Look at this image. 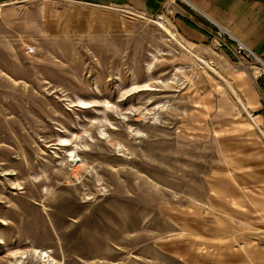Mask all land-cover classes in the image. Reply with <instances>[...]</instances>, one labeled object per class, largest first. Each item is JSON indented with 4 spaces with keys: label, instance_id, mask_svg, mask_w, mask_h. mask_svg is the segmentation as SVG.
<instances>
[{
    "label": "rangeland",
    "instance_id": "rangeland-1",
    "mask_svg": "<svg viewBox=\"0 0 264 264\" xmlns=\"http://www.w3.org/2000/svg\"><path fill=\"white\" fill-rule=\"evenodd\" d=\"M42 30L0 52V264L178 263L219 202L223 80L159 18L57 36L51 72Z\"/></svg>",
    "mask_w": 264,
    "mask_h": 264
},
{
    "label": "crops",
    "instance_id": "crops-1",
    "mask_svg": "<svg viewBox=\"0 0 264 264\" xmlns=\"http://www.w3.org/2000/svg\"><path fill=\"white\" fill-rule=\"evenodd\" d=\"M136 17L159 18L224 86L213 95L208 114L223 166L218 174L223 184L212 192L219 202L209 206L215 214L207 231L198 238L193 234L176 264H264V74L257 70L258 64L264 66V0H32L25 8L0 9V35L6 37L0 52L11 53L10 36L17 41L15 52L39 59L36 46L22 45V38L32 36L36 43L43 29L50 54L44 68L51 72L57 36L107 39ZM221 30L227 37L219 39ZM31 45L33 54L27 52ZM237 46L255 60H241ZM4 60L0 67L6 66Z\"/></svg>",
    "mask_w": 264,
    "mask_h": 264
},
{
    "label": "built area",
    "instance_id": "built-area-1",
    "mask_svg": "<svg viewBox=\"0 0 264 264\" xmlns=\"http://www.w3.org/2000/svg\"><path fill=\"white\" fill-rule=\"evenodd\" d=\"M27 1L28 0H0V9H2L6 6H9V5L21 4V3H24ZM218 36L223 38V36H224L223 30L219 31ZM242 51H243V49H241V48L238 50L239 53H242ZM27 52L30 54L35 53V46H33V45L28 46ZM261 73L264 74V69L262 70Z\"/></svg>",
    "mask_w": 264,
    "mask_h": 264
},
{
    "label": "trees",
    "instance_id": "trees-1",
    "mask_svg": "<svg viewBox=\"0 0 264 264\" xmlns=\"http://www.w3.org/2000/svg\"><path fill=\"white\" fill-rule=\"evenodd\" d=\"M214 29H216V28L214 27Z\"/></svg>",
    "mask_w": 264,
    "mask_h": 264
}]
</instances>
